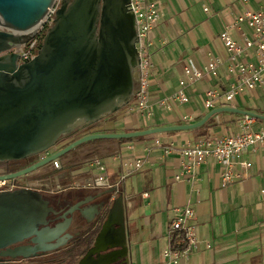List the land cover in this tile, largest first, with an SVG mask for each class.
<instances>
[{"label": "water", "instance_id": "obj_1", "mask_svg": "<svg viewBox=\"0 0 264 264\" xmlns=\"http://www.w3.org/2000/svg\"><path fill=\"white\" fill-rule=\"evenodd\" d=\"M54 0H0V163L44 154L62 137L84 130L122 110L135 90L139 57L135 17L130 0H61L53 25L46 30L34 58L18 64L12 50L35 37ZM229 113L264 121V115L223 106L191 124H177L127 133H91L56 153L0 181L24 177L91 141L135 139L202 127L212 116ZM116 194L94 246L78 264H90L91 255L117 240L119 258L128 254L123 195ZM53 212L33 189L0 192V250L11 258H27L51 251L47 217ZM120 214L119 227L113 217ZM36 236L34 247L16 243ZM104 248V247H103Z\"/></svg>", "mask_w": 264, "mask_h": 264}, {"label": "crops", "instance_id": "obj_2", "mask_svg": "<svg viewBox=\"0 0 264 264\" xmlns=\"http://www.w3.org/2000/svg\"><path fill=\"white\" fill-rule=\"evenodd\" d=\"M147 1L154 4L160 14L158 26L150 34L153 42L149 87L152 116L145 119L123 108L120 111L129 115V121L121 123L123 126L116 130L117 133H123L125 129L133 132L145 130V127L191 124L207 114L202 105L205 92L215 88L224 93L234 80L228 73L227 53L218 39L219 34L244 8L264 10V0H249L245 6L240 0ZM204 6L208 13L204 12ZM227 11L232 19L230 22L223 15ZM240 29H231L229 33L241 45L240 33L245 32L247 36L251 33L244 24ZM160 41L165 42L163 48L158 45ZM209 54L220 60L218 75L213 77L205 73L200 80L187 82L184 93L188 103H174L172 110L159 106L160 100L179 89V81L185 79L186 62L191 60L202 70ZM255 92L264 93L261 90ZM255 92L237 96L233 107L257 113L236 104L238 98L254 96ZM221 104L218 102L215 108L223 107ZM258 114L264 115V112ZM184 116L188 117L187 121L183 120ZM241 117L232 114L216 118L221 125L211 130L210 137L238 133ZM262 127L264 124L256 122L255 128ZM156 140L175 147L196 142L192 140V134L167 136L166 133L142 137L128 144L114 140L112 153L102 155L100 161L111 183L125 173L122 164L113 160L116 152L120 151L123 161L141 159L144 162L142 169L127 176L119 189L124 200L130 263L169 264L162 253L169 243L172 212L175 208L189 207L194 212L191 225L197 234V246L178 264H264V202L260 198L264 188V147L248 149L241 155L236 166L238 178L229 185H223L221 167L212 161L198 167L194 182L186 179L174 182L171 177L181 172L179 158L165 155L155 146ZM76 155L71 158L73 180L94 175V157L81 152ZM240 162L250 166L243 167Z\"/></svg>", "mask_w": 264, "mask_h": 264}, {"label": "built area", "instance_id": "obj_3", "mask_svg": "<svg viewBox=\"0 0 264 264\" xmlns=\"http://www.w3.org/2000/svg\"><path fill=\"white\" fill-rule=\"evenodd\" d=\"M242 5H247L249 0H240ZM61 0H54L51 8L43 18L34 39L26 44L15 47L19 54L18 64L27 63L34 58L37 53L35 44L36 36L53 25L55 14L60 6ZM132 11L135 17L138 51L136 63L137 79L134 86V94L125 106L131 112L142 115L145 119L152 116L149 105L150 77L152 75L153 64L150 34L158 26L160 14L157 7L147 0H130ZM205 13L208 8L203 7ZM246 25L251 35L245 32L240 33L242 44H238L231 36L230 30H241L242 25ZM41 29V30H40ZM227 53L228 73L234 78L228 90L221 93L215 88L208 89L202 99V105L206 112L216 107L218 102L222 106L233 107V101L237 96L251 94L256 90L264 92V10L252 11L244 8L235 18L232 24H226L223 31L218 36ZM159 47L165 46L164 41L159 42ZM220 60L212 55H208V61L201 70L188 60L183 69L185 79L179 81V89L171 96L158 102L161 107L172 110V104H186L189 99L184 93V88L188 83H194L209 74L213 77L218 75ZM184 121L188 117H183ZM256 119L249 116H242L238 121L239 132L236 134H224L208 140L196 141L192 144L175 147L173 144L162 145L160 141H155V146L160 147L165 155H175L179 158L181 172L171 177L177 182L183 179L194 182L198 167L208 161L215 162L221 167V180L223 185L231 184L238 174L236 166L241 155L248 149L255 150L259 146L264 147V127L255 128ZM129 149L132 146H128ZM113 160L121 163L125 173L114 183L109 182L102 175L94 174L79 179L67 186L69 189H82L85 191H102L115 188L118 192L125 178L135 171L142 169L144 162L141 159L122 160L120 151L113 154ZM59 160L52 162L54 167ZM238 162V163H237ZM92 165L100 172L105 171V166L98 159H92ZM243 167L250 165L240 162ZM2 175V173H0ZM32 189L30 186L18 184V178L0 181V192H13L20 189ZM144 196H147L144 194ZM260 198L264 202V188L260 191ZM194 219V212L189 207L175 208L172 212L169 223V243L163 251L162 257L169 264H178L181 258H187L197 246V234L191 221Z\"/></svg>", "mask_w": 264, "mask_h": 264}, {"label": "flooded vegetation", "instance_id": "obj_4", "mask_svg": "<svg viewBox=\"0 0 264 264\" xmlns=\"http://www.w3.org/2000/svg\"><path fill=\"white\" fill-rule=\"evenodd\" d=\"M41 34L42 33L36 36L37 43L35 44V49H37V51L40 47L38 39ZM12 52L17 53V50L14 48ZM7 54L9 53H0V59ZM89 128L76 130L71 135L62 137L57 141L53 148L44 154L29 156L20 161L0 163V169H2L0 170V173H2V175L15 173L39 162L40 160L63 149L73 141L85 135L91 134L87 133ZM82 146L83 145L80 147ZM80 147L72 150L67 155L77 151ZM76 153L77 152H75V154ZM65 156L59 159L60 161L56 167H54L52 163L45 165V167L52 165L54 173L69 170V168L73 165V161L71 159L63 161L62 158ZM43 178L48 179V176ZM43 178L36 177L35 180H42ZM103 191L105 190L85 191L82 189H69L67 187L55 192L45 191L44 193L43 191H39L43 198L48 201L49 206L53 209V212L47 217V227L53 229V232L48 236L52 239L50 243H48V246H52L54 249L51 251H36L34 253L35 255L27 258H11L0 254V264H78L86 253L93 248L96 236L101 230L102 225L107 220L113 201L117 198L116 194L99 196ZM46 193L49 194V196H44ZM120 222L121 217L117 212L113 217V227L117 229ZM33 239H36V236L24 239L19 243L9 246V248L34 247L37 244L33 242ZM87 242L90 243V245L85 250V253L73 261L72 254L74 250L79 248L81 249L82 247L86 248L85 245ZM117 243V240H115L102 246L98 252L91 255L90 264H131L129 260V250L127 257L119 258V254L116 253L117 249L112 247V245ZM5 250L6 249L3 251L0 250V253L6 252Z\"/></svg>", "mask_w": 264, "mask_h": 264}, {"label": "rangeland", "instance_id": "obj_5", "mask_svg": "<svg viewBox=\"0 0 264 264\" xmlns=\"http://www.w3.org/2000/svg\"><path fill=\"white\" fill-rule=\"evenodd\" d=\"M223 15H226L225 17L228 22L232 20L231 16L228 14V11L225 12V14ZM44 33H46V31ZM258 93L255 92L254 96L246 97L244 99L238 98L237 103H236L237 106L241 108L246 107L249 110L253 109L258 113L264 112V107H262V105H264V93H261V92H258ZM251 105H253L255 109L253 108V106L251 107ZM124 110H127L129 112V110L126 108ZM124 110L120 112L118 111L115 114L110 115L109 117L101 121L100 123H97L96 125L90 127L87 130V133H90V132L99 133L105 129H115V130L120 129L121 126H123L121 125V123H125L129 121V115L124 113L125 112ZM113 144H114V140L91 141V142L84 144L82 147L78 148L77 151H74L71 154L66 155L64 158H62V160L63 161L69 160L73 156H77L75 152H81V153H84L85 155L93 156L94 159H98L102 161L101 160L102 155L104 154L110 155L112 153L113 148H114ZM71 169L72 168L64 172L54 173V168L52 167V165H48L46 167L44 166L31 174L18 178V184L30 186L33 190H36L38 192L39 191H43L44 193L45 191L55 192L57 190L66 188L71 183L77 181L76 179L73 180L74 178L70 176ZM93 171L95 172L96 175L99 174V175L104 176L105 178L108 177L106 168L104 172H100L97 168H95ZM46 176H48V179L43 178ZM36 177H42L43 179L35 180ZM117 177L120 178L121 175H118ZM44 196H49V194L46 193L44 194Z\"/></svg>", "mask_w": 264, "mask_h": 264}, {"label": "trees", "instance_id": "obj_6", "mask_svg": "<svg viewBox=\"0 0 264 264\" xmlns=\"http://www.w3.org/2000/svg\"><path fill=\"white\" fill-rule=\"evenodd\" d=\"M46 30H43L42 31V34L41 36L39 37L38 39V44L39 46L41 45L42 43V40H43V37H44V32ZM258 113V112H257ZM223 115H232V114H228V113H219V114H216L214 116H212L202 127H199L197 129H194V130H190V131H185V132H169V133H166L167 136H175V135H181V134H192V140L194 141H200V140H208L210 139V132L213 128L221 125V123H218L215 121L216 118L218 117H221ZM201 119V118H200ZM199 119V120H200ZM198 121V120H197ZM256 122L258 124H264V121L262 120H256ZM162 127V126H160ZM145 130L146 129H149V127H145L144 128ZM124 132L123 133H127V132H131L130 130H123ZM141 131V130H139ZM91 133V132H90ZM93 133V132H92ZM99 133H117L115 129H105L103 130L102 132H99ZM142 138H135V139H121V140H117V142L119 144H128V143H131V142H134L135 140H140ZM88 243V242H87ZM85 245L86 248H79V249H75L73 254H72V260L75 261L77 258H79L80 256H82L84 253H85V250L89 247L90 243H88Z\"/></svg>", "mask_w": 264, "mask_h": 264}, {"label": "bare ground", "instance_id": "obj_7", "mask_svg": "<svg viewBox=\"0 0 264 264\" xmlns=\"http://www.w3.org/2000/svg\"><path fill=\"white\" fill-rule=\"evenodd\" d=\"M41 24V23H40ZM40 26V25H39ZM39 28V27H38Z\"/></svg>", "mask_w": 264, "mask_h": 264}]
</instances>
